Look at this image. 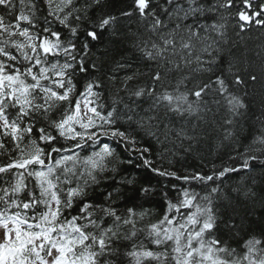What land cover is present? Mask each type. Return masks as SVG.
<instances>
[{
  "label": "snow or ice",
  "instance_id": "snow-or-ice-1",
  "mask_svg": "<svg viewBox=\"0 0 264 264\" xmlns=\"http://www.w3.org/2000/svg\"><path fill=\"white\" fill-rule=\"evenodd\" d=\"M0 264H264V0H0Z\"/></svg>",
  "mask_w": 264,
  "mask_h": 264
},
{
  "label": "trees",
  "instance_id": "trees-1",
  "mask_svg": "<svg viewBox=\"0 0 264 264\" xmlns=\"http://www.w3.org/2000/svg\"><path fill=\"white\" fill-rule=\"evenodd\" d=\"M189 163H196V161H189ZM151 174L148 173H141V178H145V177H150ZM155 180V178H153V181Z\"/></svg>",
  "mask_w": 264,
  "mask_h": 264
}]
</instances>
